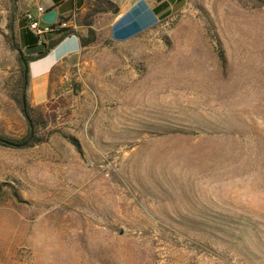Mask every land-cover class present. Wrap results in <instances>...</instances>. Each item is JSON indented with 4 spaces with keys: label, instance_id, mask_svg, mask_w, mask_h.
<instances>
[{
    "label": "rangeland",
    "instance_id": "rangeland-1",
    "mask_svg": "<svg viewBox=\"0 0 264 264\" xmlns=\"http://www.w3.org/2000/svg\"><path fill=\"white\" fill-rule=\"evenodd\" d=\"M29 1L0 0V135L12 140L28 119L10 96L9 25ZM108 41L49 71L46 103L27 88L48 139L0 145V264H264L261 0H186Z\"/></svg>",
    "mask_w": 264,
    "mask_h": 264
},
{
    "label": "trees",
    "instance_id": "trees-1",
    "mask_svg": "<svg viewBox=\"0 0 264 264\" xmlns=\"http://www.w3.org/2000/svg\"><path fill=\"white\" fill-rule=\"evenodd\" d=\"M57 4L58 0H54ZM95 9L88 13L85 18L87 26L92 27L94 24V17L103 12L111 11L115 15L119 14L118 7L108 0H96ZM159 6L152 8L146 2H142L137 7L132 9L126 14L115 26L113 30L114 41H125L134 37H138L145 31L154 27L158 20V15L169 8L174 10L181 9L186 0H159ZM261 4L264 5V0H261ZM64 18H60L54 25H48L52 29L51 32L46 33L44 36H38L34 34L29 26L27 14L20 19L18 31L13 24L9 25L10 29V41L12 43V49L19 52V77L13 82L11 86L10 96L19 105L21 111L28 119V132L27 136L22 140H12L0 135L1 138L9 140L11 142L22 144L26 142L30 137V124L34 127V138L29 143L28 148L35 147L45 143L48 137L42 132V130L48 127L47 121L43 118L42 114L35 108H33L28 100L27 88L31 84L30 66L32 63L46 58L64 39L70 36H78L82 48L93 47L99 44L102 40L100 34L90 28L86 36L81 35L73 28H61ZM46 25V24H45ZM47 83L46 76L39 77L34 80L35 87L37 88L38 95H41L45 90ZM1 146L8 147L0 144Z\"/></svg>",
    "mask_w": 264,
    "mask_h": 264
},
{
    "label": "crops",
    "instance_id": "crops-1",
    "mask_svg": "<svg viewBox=\"0 0 264 264\" xmlns=\"http://www.w3.org/2000/svg\"><path fill=\"white\" fill-rule=\"evenodd\" d=\"M115 4L119 9V14L115 15L111 11L103 12L94 17V24L92 27H89L85 23V18L88 13L92 12L96 6V0H58L57 4H55L54 0H30L28 4L25 6L24 11L26 14H32L36 20L41 21V25L46 26L42 22V16L48 13L50 10L56 8L58 11L57 22L60 18H64L63 23H66L68 27L73 28L78 31L81 35L86 36L90 28L96 30L100 35L101 39H106L108 41V45L112 43H124L133 40L134 38L125 40V41H114L113 39V30L116 24L132 9L137 7L142 2H146L152 8H156L159 6V0H108ZM45 8L46 12L44 14H39L37 9L38 7ZM170 9V8H169ZM22 18V17H21ZM20 18V19H21ZM18 20V27L19 21ZM29 26V25H28ZM93 47L82 48L80 43V38L78 36H70L64 39L62 43H60L46 58L36 61L30 66V75H31V85L34 94V98L38 104L46 103L49 99L50 93V81H49V73L58 66L71 67L72 65H78L82 59L83 54L88 49ZM55 54V57L52 55ZM53 57L52 61L48 63L47 66L48 72L42 76H46L47 83L45 85V90L41 95H38L37 88L35 87L34 80L39 78L36 75H33V66L38 64L39 62ZM50 71V72H49ZM36 76V77H35ZM40 76V77H42Z\"/></svg>",
    "mask_w": 264,
    "mask_h": 264
},
{
    "label": "water",
    "instance_id": "water-1",
    "mask_svg": "<svg viewBox=\"0 0 264 264\" xmlns=\"http://www.w3.org/2000/svg\"><path fill=\"white\" fill-rule=\"evenodd\" d=\"M57 15H58V11L56 8H54L50 10L48 13H46L44 16H42V22L46 25H54L57 22ZM29 124H30L31 132H30V137L26 142L22 144H17V143L11 142L9 140H6L0 137V144L6 145L8 147L18 148V149L28 147L29 143L33 140L34 135H35L33 124L30 121H29Z\"/></svg>",
    "mask_w": 264,
    "mask_h": 264
},
{
    "label": "built area",
    "instance_id": "built-area-1",
    "mask_svg": "<svg viewBox=\"0 0 264 264\" xmlns=\"http://www.w3.org/2000/svg\"><path fill=\"white\" fill-rule=\"evenodd\" d=\"M37 11L39 14H44L46 12L45 8H43V7H38ZM27 19L29 21L28 25H29L30 30L38 36L42 37L46 33H49L52 31V29L50 27H48V25L43 27L41 25V21L36 20L32 14H27ZM61 28H70V27H68L66 23H62L61 26L59 27V29H61Z\"/></svg>",
    "mask_w": 264,
    "mask_h": 264
}]
</instances>
